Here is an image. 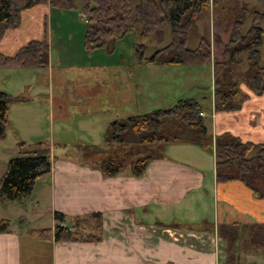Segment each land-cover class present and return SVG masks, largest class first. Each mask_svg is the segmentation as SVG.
<instances>
[{"label":"crops","instance_id":"0c3cea01","mask_svg":"<svg viewBox=\"0 0 264 264\" xmlns=\"http://www.w3.org/2000/svg\"><path fill=\"white\" fill-rule=\"evenodd\" d=\"M39 6L42 9H37ZM34 8L23 11L19 26L7 30L0 41V52L6 56H13L28 42L41 41L44 37L49 49L48 64L45 67L0 69V72L30 70L39 74L35 80L37 84H28L32 93L27 90L25 94L28 95H17L28 101L10 105L5 138H8V128L12 133L15 124L29 129L34 126L36 119L39 121L49 113L53 114V121L62 127L61 133L65 135L67 131L62 126L63 119L69 116L71 120V115L76 114L84 116L80 112L70 114L69 108L73 104L54 98L55 85L52 82L45 84L41 80L44 74L53 80V76L55 78L58 74L56 68L69 63V60L64 61L63 58L70 52L63 48L57 49L55 53L53 43H60L61 38L54 36V28L57 31L62 29L54 26V21H51L52 10L55 9L49 5ZM33 10H38L37 14ZM61 12L71 16L74 14L79 20L82 15L75 7ZM57 20L62 19L57 17ZM62 23L56 22V25ZM228 25L221 31L218 29L216 39L209 41L211 64L222 60L223 47L228 41L231 28V24ZM84 32L85 28L76 35L74 53L70 54L72 58L78 54L83 59L82 63L87 60L85 53L92 57L93 52L100 51L84 49ZM121 40L112 49L117 52L114 58L108 59L105 51H100L105 52L104 58L100 55L96 57L101 63L88 58V66L106 65L112 69V75L116 78V87H104V90L109 89L113 94L105 92L109 94L102 95V98L109 101L107 107L101 110L107 118V124L151 109L167 108L177 99H182V96L177 95L169 98L170 94L166 96L165 86H169L168 89L172 87L170 77L173 66L140 65L130 42V52L126 55L120 53L118 44ZM100 67H94L97 73L101 72ZM245 68L243 64V70ZM4 80L12 82L0 75V91L3 92L1 82ZM60 87L66 88L62 85ZM239 90L240 97L244 99L238 110L214 111L211 85L210 93L204 95L201 92L200 100H196L202 109L200 117L211 139L222 133H230L243 143L262 144L264 92L256 96L243 85L239 86ZM9 96L16 97L13 94ZM96 109L85 111V117ZM26 133L30 134V131ZM12 139L14 152L7 154L0 151L2 164L17 154V142L22 141L26 150L35 147L28 144L23 135L15 134ZM50 140L54 145L57 141H64L62 136L54 134ZM164 151L174 157L151 160L139 178L130 175V165L117 176L104 177L97 169L80 165L78 158L72 160L61 154L55 157L51 151L50 173L36 180L32 195L24 203L10 205L0 201L1 212H14L19 219L18 224L24 223L20 226L12 225L7 218H2L9 227L8 232L0 233V264H222L224 244L218 238L216 228L219 225L264 224V199L253 198L251 192L237 181L217 183L212 151L205 152L197 146L184 143L168 145ZM4 169L0 165V179L5 173ZM2 204L5 206L3 209ZM55 212L63 215V223L59 226H71L75 217L99 213L100 242L56 243L41 240L39 231L53 230L57 226ZM45 223L50 228H40L45 227ZM32 224L36 228L29 229ZM189 225L195 226L196 231L188 230ZM21 228L26 230L21 232ZM25 237L33 242L39 239L43 243H23ZM242 238L239 236L235 243L237 264H264V248L240 245Z\"/></svg>","mask_w":264,"mask_h":264},{"label":"trees","instance_id":"16d2710c","mask_svg":"<svg viewBox=\"0 0 264 264\" xmlns=\"http://www.w3.org/2000/svg\"><path fill=\"white\" fill-rule=\"evenodd\" d=\"M81 1L79 11L85 18L83 46L87 51L111 52L114 44L125 34L136 32L138 37H133L132 51L140 65H211L214 111L238 110L244 99L240 97V85L256 96L264 92V65L259 59L263 41L264 0H254L258 9L249 8L245 3L237 5L228 41L223 47L222 60L212 64L207 39L200 38L192 50L186 48V43L199 15L211 6L221 5L224 0ZM38 5L61 10L76 8L75 0H0V41L7 30L19 26L23 11ZM248 18L249 26L243 30V23ZM166 29L169 30V42L150 57H145V38L152 35L155 41L161 42ZM48 50L44 37L41 41L28 42L13 56L0 52V69L45 67ZM242 63L246 68L241 73L234 71ZM27 101L23 96L11 97L0 91V140L5 139L10 105ZM201 110L194 99H177L167 108L151 109L109 122L102 139L107 147L114 149L111 155L92 161L93 168L104 177H114L121 174L128 163L130 175L139 178L151 160L162 157L160 152L166 146L191 144L205 152L212 151L217 183L237 181L251 192L253 198L264 199V143H243L230 133L211 139L199 116ZM16 147L17 154L7 161L6 171L0 179V201L10 205L24 203L32 195L36 180L51 171L50 150L43 144L26 150L25 144L19 141ZM54 220L57 226L53 230L38 232L41 240L56 243H99L101 240L99 213L75 217L71 226H59L63 223L61 213L55 212ZM8 227V223L0 220V233L8 232ZM187 229L196 231L192 225ZM245 230L248 234L242 233ZM216 234L224 244V264H237L234 253L239 236L243 237L240 245L264 248V224L219 225Z\"/></svg>","mask_w":264,"mask_h":264},{"label":"rangeland","instance_id":"374dc122","mask_svg":"<svg viewBox=\"0 0 264 264\" xmlns=\"http://www.w3.org/2000/svg\"><path fill=\"white\" fill-rule=\"evenodd\" d=\"M240 3H245L249 8L258 9V4L254 0H224L221 5L209 7L207 12L199 15L198 19L193 25V28H191L188 34L186 48L191 50L194 49L197 46L200 38L207 39L208 42L212 39H216L215 33L218 32V29L219 31H221L223 27H226L228 24H232V18L234 15L233 12L236 9L237 5H239ZM81 5V0H75V6L78 10H80ZM41 7L42 6H39V8L37 9H42ZM33 11H35L34 13L37 14L38 10ZM61 11L63 10L55 9L52 10L51 14V21H54V26H59L60 28H62L58 31L56 28H54V36H56V38H61V40L60 43L54 42L53 46H55L56 49L55 53H57V49L65 48L71 54L74 53V49L76 46V35L80 30H82V32L84 31L85 25L83 24V21H85V19H82V17H80V21L79 18L74 16V14L73 17ZM258 11H260V9ZM57 17L62 19L60 21H63V25H56V22H60L59 20H57ZM248 26L249 18L246 19V21L243 23V30H246ZM133 37L137 38L138 34L135 32L124 35L123 39L121 40L122 44H118L121 54L126 55L130 52L128 50V46L129 42L130 46L133 44ZM169 37L170 36L168 29L164 31L161 42L155 41L152 35H148L143 42L145 46V57H150L156 50L164 47L169 42ZM135 42L139 43L138 40H135ZM100 51L93 52L92 57L88 56L85 53L84 55L87 60L83 63V59H80L78 54H76L73 58L69 54L63 58L64 61L69 60V63L67 65L59 66L56 68V72L58 74L55 78L53 76V80H51L46 74H44L43 78L41 79L45 84H49L52 82L55 85L54 98L66 101L67 104H73L69 108V110L71 111L69 112L70 114H72V112H80L84 116H79L78 114H76L77 116L71 115V120L69 119V116L65 117L63 119L64 123L62 124L63 128L67 131L65 135L61 133L62 127L53 121L52 113H49L47 117L41 118L39 121L36 119L34 126L32 125L33 127L29 129H23V127L17 123L15 124L16 128L12 129V133L10 132V128H8V138L0 140V151L6 152L7 154L8 152H11L12 154V152H14L12 138H14L15 134H18L23 135L28 144H32L33 146L43 144L50 150V152L52 151V154L55 157H59V155L61 154V156H66L72 160H77L78 158L77 162L82 166L93 167L94 165H90L92 161L108 156L111 153V150L114 148L107 147L102 139L104 126L108 121L101 110L107 107L106 103H109V101L102 98V95L109 93L111 95L113 94L109 89L104 90V87H116V78L112 75V69L107 67L106 65L100 64L88 66V58L100 62L96 58L97 55H100L104 58L106 52L109 59L114 58L117 52H108L107 50L105 52ZM111 55L114 56L111 57ZM212 57H215V51L212 53ZM259 59L261 64L264 65V27L263 41L261 47L259 48ZM243 64L245 65V63H242L240 64V66L235 67L234 71L241 73V71H243ZM96 66H101L100 68L102 69L100 73H97L94 69V67ZM171 69H174L172 72V76L170 77L172 81V87L168 89L169 86H165V90H167L166 96L170 94V96H168L167 98L177 95L182 96V99L193 98L199 101L201 92H203L204 95H208L210 93L212 80L211 69L209 66L179 65L178 68L173 66L171 67ZM176 69H178L177 72H175ZM29 71L30 70L23 72L14 70L1 71L0 75H2L3 79L7 78L8 80L12 81L11 83H7L5 80L1 82V86L4 88L3 90L6 92V94H13L14 96L28 95V93L25 94L27 90H30V92L32 93L31 87L29 89L28 84L35 82V80L38 79L37 77L39 74L37 72ZM177 80H180V82L176 83ZM37 83L38 82L36 81L34 84ZM60 85L66 86V88H62L60 87ZM7 92H9L10 94ZM172 102L173 101H171V103ZM94 108H97L96 111H93L92 114H89L87 117H85L84 112H91V110ZM63 116L64 114L62 113L61 117ZM26 131H30V134H27ZM52 134L62 136L64 141H57L54 145V143L50 140V136H52ZM160 154L162 157H174L173 154L165 152L164 150L160 152ZM81 158H83L84 160ZM0 165L4 166V171H6L7 161L5 164L0 163ZM127 167L128 163L125 165V168ZM3 207L5 206L2 204L1 209H3ZM16 209L18 211V208ZM2 218H7L12 225L18 224L19 220H17L14 212L4 213L0 210V220H2ZM22 224L24 223L19 222L18 225L20 226ZM31 226L32 227H29V229L36 228L35 224H32ZM44 226L45 227L40 228H50L48 223H45ZM20 230L22 232L26 230V228H21ZM242 233L248 234V230L242 231ZM30 241L31 239L29 240V238L27 237L22 239L23 243L29 244ZM34 242L41 243L42 241L39 239H34ZM34 242L31 241V243ZM221 255H223L221 258V262L222 264H224V252Z\"/></svg>","mask_w":264,"mask_h":264},{"label":"built area","instance_id":"2783aa9c","mask_svg":"<svg viewBox=\"0 0 264 264\" xmlns=\"http://www.w3.org/2000/svg\"><path fill=\"white\" fill-rule=\"evenodd\" d=\"M81 17H82V19H85L83 15H81ZM199 116H202V114H201V113H199Z\"/></svg>","mask_w":264,"mask_h":264}]
</instances>
